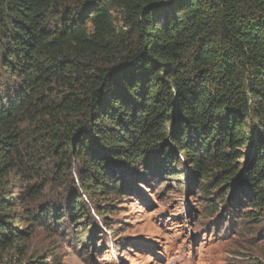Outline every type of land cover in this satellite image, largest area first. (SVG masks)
Instances as JSON below:
<instances>
[{
    "label": "trees",
    "instance_id": "trees-1",
    "mask_svg": "<svg viewBox=\"0 0 264 264\" xmlns=\"http://www.w3.org/2000/svg\"><path fill=\"white\" fill-rule=\"evenodd\" d=\"M39 149L103 199L187 166L207 211L244 197L241 217L259 226L264 0H0V264H54L11 255L25 232L4 188L34 173ZM70 205L86 232L89 208ZM63 212L25 217L49 227Z\"/></svg>",
    "mask_w": 264,
    "mask_h": 264
},
{
    "label": "rangeland",
    "instance_id": "rangeland-1",
    "mask_svg": "<svg viewBox=\"0 0 264 264\" xmlns=\"http://www.w3.org/2000/svg\"><path fill=\"white\" fill-rule=\"evenodd\" d=\"M35 153L41 155V161L34 173H25L23 168L4 186V195L12 196L14 225L25 232L17 245L19 250L14 248L11 255L20 256L24 263L264 264V216L259 226L243 219L241 212L249 209L244 197L232 203V208L224 210L219 205L222 210L207 211L187 166H176L174 173L181 176L177 181L172 172L156 174L146 183L140 181L132 191L123 190L121 198L103 199L87 196L74 169L57 176L52 154L42 149ZM69 160L68 165L74 166L73 159ZM35 186L41 190L38 197H26ZM72 198L89 208L92 223L86 232L81 229L87 219L81 215L71 218L68 213ZM113 203L116 208L108 206V218L100 217L97 209ZM53 205L64 211L59 225L52 222V227H47L52 220L25 217L26 213L41 215ZM74 221L81 222L74 225Z\"/></svg>",
    "mask_w": 264,
    "mask_h": 264
}]
</instances>
